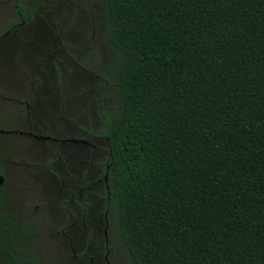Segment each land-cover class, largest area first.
<instances>
[{
    "label": "trees",
    "instance_id": "trees-1",
    "mask_svg": "<svg viewBox=\"0 0 264 264\" xmlns=\"http://www.w3.org/2000/svg\"><path fill=\"white\" fill-rule=\"evenodd\" d=\"M100 1L131 263L264 264V0Z\"/></svg>",
    "mask_w": 264,
    "mask_h": 264
},
{
    "label": "flooded vegetation",
    "instance_id": "flooded-vegetation-1",
    "mask_svg": "<svg viewBox=\"0 0 264 264\" xmlns=\"http://www.w3.org/2000/svg\"><path fill=\"white\" fill-rule=\"evenodd\" d=\"M63 2L68 4V18L79 5ZM29 13L16 11L20 22L0 31V43ZM42 72L17 61L7 79L0 68V97L15 105L0 112V264H114L113 243L121 239L111 187V142L104 134L105 115L112 112L96 114L98 126L92 117L81 124L79 118L86 112L76 109L74 97L65 93L73 87L65 79L53 84L59 109L51 112L49 100L42 96L49 86ZM103 82L114 87L107 77ZM81 149L92 155L82 177L53 175L56 190L51 194L31 187L32 157L45 155L43 166L50 172V164L61 162L63 153ZM10 177L21 187L14 201L7 190Z\"/></svg>",
    "mask_w": 264,
    "mask_h": 264
},
{
    "label": "rangeland",
    "instance_id": "rangeland-1",
    "mask_svg": "<svg viewBox=\"0 0 264 264\" xmlns=\"http://www.w3.org/2000/svg\"><path fill=\"white\" fill-rule=\"evenodd\" d=\"M63 1L0 0V31L20 22L16 14L19 7L22 13L27 9L30 11L24 24L0 43V68L7 79L11 78L17 61L38 71L43 70L41 74L49 86L45 87L42 96L49 100L51 112L59 109L53 84L60 79L67 80L66 84L73 87H67L65 93L74 97L76 109L86 112L81 114L79 122L86 124V117H92V124L98 126L96 114L99 116L101 110L114 112L118 107L115 88H108L103 82L116 60V54L106 38L105 7L100 0H73V6L79 7L66 18L68 4H63ZM14 106L0 97L1 113H7ZM62 156L61 162L50 164V172L43 166L45 160L48 161L45 155L32 157L28 172L33 189L51 194L56 190L53 175L69 174L72 179H78L87 171L88 161L92 159L85 149L70 154L65 152ZM7 190L12 201L15 196L19 198L21 187L13 177H10ZM113 248L114 264H132L119 240L114 241Z\"/></svg>",
    "mask_w": 264,
    "mask_h": 264
}]
</instances>
